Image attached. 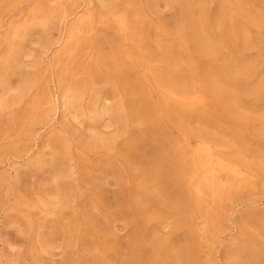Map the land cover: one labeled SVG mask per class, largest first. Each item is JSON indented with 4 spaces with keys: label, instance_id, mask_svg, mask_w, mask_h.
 <instances>
[{
    "label": "bare ground",
    "instance_id": "6f19581e",
    "mask_svg": "<svg viewBox=\"0 0 264 264\" xmlns=\"http://www.w3.org/2000/svg\"><path fill=\"white\" fill-rule=\"evenodd\" d=\"M174 1L180 18L169 32L149 30L138 0H4L0 27L6 17L23 18L10 24L11 39L36 28L49 60L37 77L23 76L22 91L9 100L4 73L25 52L6 44L0 111L20 124L24 145L46 125L53 129L56 114L96 111L91 118L97 121L112 108L120 118L125 108L144 122L153 114L165 120L177 136L157 147L150 169L158 185L167 179L178 188L173 228L189 226L194 211L201 238L210 243L227 203L245 194L244 210H236L243 217L236 218L249 244L232 258L239 260L235 264H264V74L252 81L264 61V0H225L212 13L209 0ZM186 39L213 60L212 67H196L184 49ZM207 96L215 112L206 107ZM7 137L0 138V164L31 155L35 144L19 148ZM154 244L169 264L197 262L189 241L154 235ZM244 251L251 257H242Z\"/></svg>",
    "mask_w": 264,
    "mask_h": 264
},
{
    "label": "rangeland",
    "instance_id": "374dc122",
    "mask_svg": "<svg viewBox=\"0 0 264 264\" xmlns=\"http://www.w3.org/2000/svg\"><path fill=\"white\" fill-rule=\"evenodd\" d=\"M222 1L209 0V13ZM138 2L149 30H175L178 3ZM22 21L6 17L0 27V54L8 42L25 52L4 73L9 100L22 91L23 76L37 77L49 60L44 37L36 28L11 39L10 24ZM183 35H187L186 28ZM187 40L183 46L196 67H212L213 60ZM260 67L252 81L264 74V61ZM205 100L206 107L215 112L214 100L210 96ZM114 111L97 121L92 119L96 111L61 118L56 114V126L46 125L38 138L28 139L25 145L20 124L10 112L0 111V138H14L19 148L35 144L31 155L20 154L0 164V264H169L155 246L154 235L192 243L197 255L194 264L237 263L232 256L249 244L236 218L238 213L243 217L245 194L227 203L222 226L210 243L201 238V223L194 211L189 226L174 229L170 214L178 188L167 179L158 185L150 167L157 147L167 145L177 132L154 114L144 122L128 109L120 110V118ZM189 142L191 147L196 145L192 138ZM244 254L251 257L249 252Z\"/></svg>",
    "mask_w": 264,
    "mask_h": 264
}]
</instances>
